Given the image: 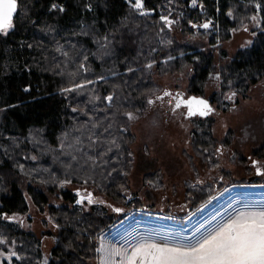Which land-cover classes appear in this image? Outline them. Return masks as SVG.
<instances>
[{
  "label": "trees",
  "instance_id": "16d2710c",
  "mask_svg": "<svg viewBox=\"0 0 264 264\" xmlns=\"http://www.w3.org/2000/svg\"><path fill=\"white\" fill-rule=\"evenodd\" d=\"M18 1L13 29L0 34V239L20 253L14 264H42L46 234L54 238L47 264H99L96 248L118 218L100 203L89 212L76 205V193L65 184L94 185L118 204H134L124 194L135 168L137 141L129 114L142 115L159 92L156 74L189 70L187 91L205 97L217 74L220 86L209 98L222 109L230 93L245 96L264 79V0H196L195 7L192 0H143L145 16L130 0ZM162 16L174 21L171 26ZM253 16L260 22L252 45L231 53L225 43ZM213 17L219 21L218 34L213 23L201 27ZM88 80L93 83L62 91ZM192 121L194 155L188 157L196 173L197 158L212 166L218 145H232L236 134L231 129L219 140L213 116ZM251 156L264 159V143ZM237 162L246 164L248 158ZM224 174L232 184L244 183L231 171ZM160 177L159 170L149 171L144 181ZM185 187L191 211L209 204L217 193L214 183L202 185L191 178ZM135 204L142 207L139 199ZM33 209L47 214L45 225L52 222L56 231L27 229L16 219Z\"/></svg>",
  "mask_w": 264,
  "mask_h": 264
},
{
  "label": "rangeland",
  "instance_id": "374dc122",
  "mask_svg": "<svg viewBox=\"0 0 264 264\" xmlns=\"http://www.w3.org/2000/svg\"><path fill=\"white\" fill-rule=\"evenodd\" d=\"M258 22L259 17L257 21L244 24L236 30L234 39L226 42L225 47L233 53L240 47L252 45ZM173 32L181 37L179 28L173 27ZM200 40L206 43L207 49L211 48L208 40ZM190 75L189 70L180 75L164 77L156 74L160 90L150 99L153 103L149 104L142 115H132L131 126L137 136L133 145L135 168L130 177V187L124 194H127L128 202L134 201V204H118L100 193L94 185L65 184L67 189L75 193L80 191L86 195L92 192L97 203L103 201L100 204H103L110 214L118 217L112 230L104 233L106 235L102 236L101 242L115 247H122L126 241L135 242L145 238L161 244L195 243L197 239L228 222L240 212L264 210V175L255 177L256 169L252 166V162L257 161V166L264 171V159L251 156V151L264 143V79L251 86L245 96H233V93H230L229 97L232 98H227L228 106L225 109L219 108L215 103L216 111L212 115L215 119V136L223 140L233 129L235 140L230 146L218 145V159L210 167L202 164L197 158L196 163L200 171L195 173L188 157V154L194 155L191 144V133L195 129L192 121L194 118H186V109L183 106L174 112L175 102L169 103L170 97L157 99L158 96L163 97L164 92L189 96L187 86ZM217 76L214 74L208 83L207 98L220 86ZM244 156L248 158L246 164L237 162V159ZM156 170L161 172L160 181L158 179L145 183V174ZM226 171H231L236 180H244V183L232 184L231 179L224 174ZM188 178L202 185L212 182L217 190L209 204L194 211H191L192 201L186 195L185 180ZM256 179L258 181H255ZM76 197L78 199L77 195ZM137 199L141 200L142 207L136 206ZM52 201L59 202L54 197ZM85 202L82 206L88 212L91 211L94 204ZM113 208H119L120 212H114ZM16 219L27 229L37 232L45 229L56 231L52 222L50 227H45L47 214L38 213L35 209L25 216L17 215ZM53 244L54 238L51 235L43 236L42 262L46 264ZM0 252L4 254L0 255L2 264H14V260L21 257L13 246L5 244H0ZM12 252H15L16 256H11ZM5 257H10V260Z\"/></svg>",
  "mask_w": 264,
  "mask_h": 264
},
{
  "label": "snow or ice",
  "instance_id": "6c2138e0",
  "mask_svg": "<svg viewBox=\"0 0 264 264\" xmlns=\"http://www.w3.org/2000/svg\"><path fill=\"white\" fill-rule=\"evenodd\" d=\"M130 3L139 15L145 16L148 14L144 11L143 0H130ZM192 5L196 6V0H192ZM52 7L55 9L57 6L54 4ZM257 7L259 8V5ZM59 10L64 11L63 8ZM16 12L17 0H0V34L7 35L13 29V18ZM251 19L257 21L258 17L253 16ZM161 20L168 26H171L174 22L164 16L161 17ZM201 27L207 29L209 23H205ZM57 51L60 52L61 49L57 48ZM62 55L68 57L69 53L64 51ZM84 59L87 60V56H84ZM79 67L84 69L85 65L80 63ZM148 67H151V64ZM216 79H219V77L217 76ZM91 83L93 81L88 80L84 84H75L72 87L64 88L62 91L71 93ZM27 90L25 89V91ZM234 95L235 93H233ZM164 97H170L169 103L175 102L174 112L182 106L186 108V118L196 115L207 116L213 111L208 101L201 98L184 99L180 93L173 95L164 92L163 97L158 96L157 99L163 100ZM231 98L229 97V99ZM106 99L111 102L113 98L108 96ZM148 103L151 104L153 101L149 100ZM73 111H76V109L73 108ZM132 118L129 114V119ZM67 135L66 133L65 138H67ZM63 146L62 143L61 147L63 148ZM32 159H35V157H32ZM72 159H75V157L73 156ZM257 164V161L252 162L257 175H264V171ZM76 195L79 196L76 201L77 204L83 205L85 201L89 205L97 203L91 192L86 195L77 192ZM100 203H103V201H100ZM108 206L111 207V205ZM113 211L119 213L120 209L113 208ZM4 243L5 241L0 239V244ZM96 252L99 254V264H264V210L240 212L235 217L230 218L228 222L221 224L207 235L197 239L195 243L189 242L184 245L161 244L145 238L135 242L126 241L122 247H115L102 241L100 246L96 248ZM0 255L4 254L0 252ZM11 256H16V253L12 252ZM5 258L10 260V257Z\"/></svg>",
  "mask_w": 264,
  "mask_h": 264
},
{
  "label": "water",
  "instance_id": "95a60500",
  "mask_svg": "<svg viewBox=\"0 0 264 264\" xmlns=\"http://www.w3.org/2000/svg\"><path fill=\"white\" fill-rule=\"evenodd\" d=\"M18 11H19V1L17 0V12L14 14L13 21H14L16 15H17ZM191 97H197V98H201V99L207 100L208 103H209V105H210L211 108L213 109V111H212L209 115H207V116H199V115H196V116H192V117H188V118H203V119H205V118H208V117L212 116L213 113H214V111H216L215 104H214L209 98H207V97H205V96H202V95H197V94H193V93H192V94H190V95L187 96V97L185 96L184 99H188V98H191ZM185 109H186V108H185ZM186 112H187V109H186ZM254 176L257 177V176H258L257 173H256ZM250 180H251V179H250ZM78 199H79V196H78ZM78 199H77V200H78ZM77 200H76V201H77ZM75 204H76V205H81V204H77L76 202H75ZM42 264H46V263L42 262Z\"/></svg>",
  "mask_w": 264,
  "mask_h": 264
},
{
  "label": "built area",
  "instance_id": "2783aa9c",
  "mask_svg": "<svg viewBox=\"0 0 264 264\" xmlns=\"http://www.w3.org/2000/svg\"><path fill=\"white\" fill-rule=\"evenodd\" d=\"M213 23L214 26H216V30H215V33H219V21L217 19V17H213L211 19V24ZM217 24V25H216ZM213 27V26H212Z\"/></svg>",
  "mask_w": 264,
  "mask_h": 264
},
{
  "label": "bare ground",
  "instance_id": "6f19581e",
  "mask_svg": "<svg viewBox=\"0 0 264 264\" xmlns=\"http://www.w3.org/2000/svg\"><path fill=\"white\" fill-rule=\"evenodd\" d=\"M190 94H191V93H190ZM124 190H126V189H124ZM129 190H130V189H129ZM127 192H128V191H127ZM126 196H127V194H126ZM85 203H86V202H85ZM92 205H93V204H92ZM86 211H87V210H86ZM117 218H118V217H117ZM117 218H116V220H117ZM116 220H115V221H116ZM44 221H45V220H44ZM115 221H114V223H115ZM47 222H48V221H47ZM116 222H117V221H116ZM44 224H45V223H44ZM45 226H47V223H46ZM50 226H51V225H50ZM50 226H49V227H50ZM113 229H114V228H113ZM111 230H112V229H111ZM107 233H108V232H107ZM105 235H106V234H105ZM105 235H104V236H105ZM102 239H103V238H102Z\"/></svg>",
  "mask_w": 264,
  "mask_h": 264
},
{
  "label": "flooded vegetation",
  "instance_id": "af4514ba",
  "mask_svg": "<svg viewBox=\"0 0 264 264\" xmlns=\"http://www.w3.org/2000/svg\"><path fill=\"white\" fill-rule=\"evenodd\" d=\"M173 94V93H172ZM181 94V93H180ZM173 95H175V94H173ZM182 96H183V98L186 96L185 94H183L182 93ZM80 192V191H79ZM82 193V192H81ZM92 193V192H91ZM93 194V193H92ZM93 197H94V195H93Z\"/></svg>",
  "mask_w": 264,
  "mask_h": 264
}]
</instances>
